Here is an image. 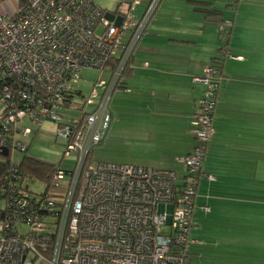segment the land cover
I'll list each match as a JSON object with an SVG mask.
<instances>
[{
    "label": "built area",
    "instance_id": "obj_1",
    "mask_svg": "<svg viewBox=\"0 0 264 264\" xmlns=\"http://www.w3.org/2000/svg\"><path fill=\"white\" fill-rule=\"evenodd\" d=\"M0 1V113L14 136L13 150L26 151L23 120L56 123L71 170L57 169L44 196L5 187L0 201V264H189L193 209L221 76L207 65L195 80L205 84L192 121L195 150L178 158L185 172L131 163L92 161L111 122L110 102L141 36L161 0L122 2L107 11L94 0ZM120 50V52H119ZM114 61V62H113ZM112 62L114 64H112ZM106 71L83 103L80 118L66 120L73 82L83 69ZM86 104H95L91 111ZM14 162H17L13 158ZM27 183V182H26ZM14 186V185H13Z\"/></svg>",
    "mask_w": 264,
    "mask_h": 264
},
{
    "label": "crops",
    "instance_id": "obj_2",
    "mask_svg": "<svg viewBox=\"0 0 264 264\" xmlns=\"http://www.w3.org/2000/svg\"><path fill=\"white\" fill-rule=\"evenodd\" d=\"M94 1L115 11L132 0H116L115 10L98 3L109 0ZM213 57L223 76L193 209L189 264H264V0H162L117 87L116 107L113 92L110 125H127L149 147L128 163L176 168L182 183L178 158L197 145L192 121L206 89L195 77ZM107 138L108 132L103 143Z\"/></svg>",
    "mask_w": 264,
    "mask_h": 264
},
{
    "label": "rangeland",
    "instance_id": "obj_3",
    "mask_svg": "<svg viewBox=\"0 0 264 264\" xmlns=\"http://www.w3.org/2000/svg\"><path fill=\"white\" fill-rule=\"evenodd\" d=\"M109 1L110 2L101 1V3H98L103 8L115 10L118 2H116V0ZM16 3V0H9L7 3L8 8L5 7V10L14 12ZM209 37L210 33L207 35L206 39H201L200 42L204 43L209 41ZM110 76V69H107L106 71L94 70L90 68L83 69L80 79L72 84L73 89L81 91V95L76 94L73 97L72 104L70 106L61 107L59 113L63 115V118L66 120L71 118H80L84 111L82 107L83 103L90 98L94 84L100 79L107 81ZM119 89L120 88H117L115 92L116 94L112 99V106L114 104V107L118 106L117 95L119 93ZM94 106L95 104H86L84 108L86 111H91ZM23 124L25 127L30 128V131L20 134L18 139L24 144H27L29 149L27 152H22L18 149L13 150V158L17 162H21L25 156H31L38 160L60 166L62 170H71L73 168L76 154L75 152L65 154L66 145L57 140L55 134L56 123L54 121L48 119L45 120L41 126H37L31 119L26 118L23 120ZM108 130L107 140L94 150L92 154V161L128 163L132 162L130 161L132 158L140 157L143 153L149 150L148 145L143 143L142 137L135 130L127 129V125H110ZM151 147H155V145L153 144ZM29 186L32 190L38 193L43 192L46 189V185L40 181L30 180ZM3 205V201H0V207Z\"/></svg>",
    "mask_w": 264,
    "mask_h": 264
},
{
    "label": "trees",
    "instance_id": "obj_4",
    "mask_svg": "<svg viewBox=\"0 0 264 264\" xmlns=\"http://www.w3.org/2000/svg\"><path fill=\"white\" fill-rule=\"evenodd\" d=\"M0 1L3 2V1H9V0H0ZM25 1L26 0H20V3L25 2ZM233 1L235 3L239 2V0H233ZM148 2H149V0L147 1L146 6L148 5ZM198 2H201V1H198ZM197 8L200 10H205L206 12H208L210 14H217V15L221 14V11H217L216 8L209 9L206 7H202L201 5ZM147 27H148V25H147ZM223 34H225L226 35L225 37L228 38V36H227L228 32L227 31H223ZM133 56L131 58V61L133 60ZM218 59H219V57H213L211 62L208 63V65L214 66L219 71L220 76H223L222 66H221V64L217 63ZM113 62H112V64H114ZM130 72H131V66L127 68L123 77L125 75L129 74ZM203 85L205 86V84H203ZM219 87H220V82H219L218 89H217V94H218L217 95V101H218V97H219ZM73 94L74 95H76V94L81 95V91L80 90H74ZM203 94L204 93H202V96H203ZM71 96L74 97L73 95H71ZM216 106H217V102H216V105L214 107L213 116H214ZM3 114H5V113H2V114L0 113V197L2 195H4L3 189H5V187H8L10 185V182H11V189H13V188L23 189V190L31 193L32 196H30V199L35 200L36 197L34 195H36V196L46 195L51 184L53 183L54 175H55L57 169L60 168V166H56V165L49 163V162H46V161L38 160V159L31 157V156H25L21 162H14L12 159V150H13L12 142H13L14 136L12 134V131L7 129V125H3V122H4V120H3L4 115ZM212 124H213V121H212ZM194 136H195V134H194ZM196 141H197V139H196ZM28 149L24 152H27ZM30 180L31 181H40V182L44 183L46 185L45 191L38 193V192H35L34 190H32L29 186ZM36 193H38V194H36Z\"/></svg>",
    "mask_w": 264,
    "mask_h": 264
}]
</instances>
